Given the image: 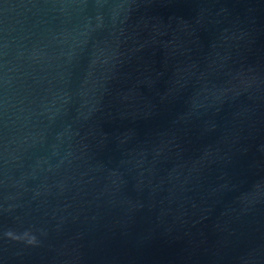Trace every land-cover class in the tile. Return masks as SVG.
<instances>
[{
	"label": "water",
	"instance_id": "water-1",
	"mask_svg": "<svg viewBox=\"0 0 264 264\" xmlns=\"http://www.w3.org/2000/svg\"><path fill=\"white\" fill-rule=\"evenodd\" d=\"M0 264H264V0H0Z\"/></svg>",
	"mask_w": 264,
	"mask_h": 264
}]
</instances>
